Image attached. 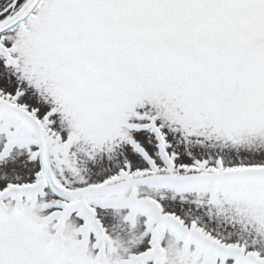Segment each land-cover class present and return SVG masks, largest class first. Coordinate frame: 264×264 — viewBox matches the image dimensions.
Listing matches in <instances>:
<instances>
[{
	"label": "snow or ice",
	"instance_id": "6c2138e0",
	"mask_svg": "<svg viewBox=\"0 0 264 264\" xmlns=\"http://www.w3.org/2000/svg\"><path fill=\"white\" fill-rule=\"evenodd\" d=\"M0 264H264V0H0Z\"/></svg>",
	"mask_w": 264,
	"mask_h": 264
}]
</instances>
